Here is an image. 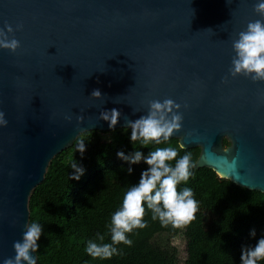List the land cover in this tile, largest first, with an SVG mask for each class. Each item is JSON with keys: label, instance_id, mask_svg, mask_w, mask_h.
I'll use <instances>...</instances> for the list:
<instances>
[{"label": "water", "instance_id": "95a60500", "mask_svg": "<svg viewBox=\"0 0 264 264\" xmlns=\"http://www.w3.org/2000/svg\"><path fill=\"white\" fill-rule=\"evenodd\" d=\"M254 3L0 0V29L7 22L19 41L0 49V261L14 255L51 159L81 132L127 127L151 99L181 105L170 137L199 147L196 167L264 192V81L229 75L232 40L259 18ZM112 108L109 129L99 113Z\"/></svg>", "mask_w": 264, "mask_h": 264}, {"label": "trees", "instance_id": "16d2710c", "mask_svg": "<svg viewBox=\"0 0 264 264\" xmlns=\"http://www.w3.org/2000/svg\"><path fill=\"white\" fill-rule=\"evenodd\" d=\"M129 132L128 127L81 132L71 146L51 159L28 201L29 223L36 221L42 226L37 264H178L179 250L173 242L176 238L185 245L182 264H240L241 246L253 244L264 235V192L219 177L210 167H196L198 146L182 148L175 137L160 145L141 146L128 139ZM81 139L85 141L83 155L75 151ZM224 144H228L226 139ZM168 145L177 147L178 156L192 154V175L177 189H193L198 201L195 218L180 226L162 225L145 207V227L126 234L131 245L117 243L114 246L119 254L110 258L91 257L84 250L87 240L99 232L104 234L105 242L111 243L105 226L110 214L146 167L143 161L133 164V172L128 174L127 162L117 158L116 151L139 149L147 154L155 147ZM73 158L85 169L79 180L69 179L72 170L68 165ZM253 228L256 235L250 236Z\"/></svg>", "mask_w": 264, "mask_h": 264}, {"label": "clouds", "instance_id": "9594fccd", "mask_svg": "<svg viewBox=\"0 0 264 264\" xmlns=\"http://www.w3.org/2000/svg\"><path fill=\"white\" fill-rule=\"evenodd\" d=\"M252 8L259 18L248 21L245 28L237 32L232 40L234 54L229 75L243 74L252 81H264V0H255ZM20 27L18 24L17 29ZM12 32V26L5 22L4 28L0 29V49L15 51L19 47V41L14 36H9ZM90 96L99 98L101 92L93 89ZM147 105L146 113L126 121V126L130 128L128 139L141 146L150 143L160 145L168 141L175 130L181 128L183 116L178 111L181 105L171 98L151 99ZM119 116L120 111L116 108L105 109L99 113V119L106 121L109 129L114 128ZM6 123L4 113L0 111V126ZM75 151L83 155V139L76 143ZM177 151V147L171 145L155 147L147 154L139 149L127 153L122 149L116 151V157L127 162L128 174L133 172V164L143 161L146 167L141 169L136 183L126 188L119 206L110 214L105 226L111 243L105 242L104 234L97 232L94 238H89L86 242L84 250L87 254L94 258H110L119 254L114 246L117 243L131 245L132 240L126 234L135 228L145 227L147 221L142 219L145 207L151 210V218L162 225L180 226L195 218L198 201L194 198L193 189L188 186L177 189L178 184L187 182L192 175V154L184 152L178 156ZM68 167L72 170L68 173L69 179L79 180L84 174V167L74 158ZM41 232L40 223H25L21 238L13 241L14 255L4 258L0 264H36L37 257L33 253L38 248L37 241ZM249 234L255 236V229H250ZM239 259L240 264H260L264 260V235L253 244L242 245Z\"/></svg>", "mask_w": 264, "mask_h": 264}, {"label": "rangeland", "instance_id": "374dc122", "mask_svg": "<svg viewBox=\"0 0 264 264\" xmlns=\"http://www.w3.org/2000/svg\"><path fill=\"white\" fill-rule=\"evenodd\" d=\"M174 244L178 247L179 250V263L178 264H182V260L185 256V245H184V241L180 238H176L173 240Z\"/></svg>", "mask_w": 264, "mask_h": 264}]
</instances>
